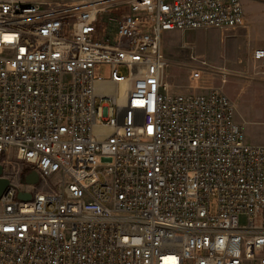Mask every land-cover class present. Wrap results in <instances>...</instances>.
I'll return each instance as SVG.
<instances>
[{
  "label": "built area",
  "instance_id": "obj_1",
  "mask_svg": "<svg viewBox=\"0 0 264 264\" xmlns=\"http://www.w3.org/2000/svg\"><path fill=\"white\" fill-rule=\"evenodd\" d=\"M247 21L243 0H0V264H264V144L200 69L165 80L166 32Z\"/></svg>",
  "mask_w": 264,
  "mask_h": 264
},
{
  "label": "rangeland",
  "instance_id": "obj_2",
  "mask_svg": "<svg viewBox=\"0 0 264 264\" xmlns=\"http://www.w3.org/2000/svg\"><path fill=\"white\" fill-rule=\"evenodd\" d=\"M260 1L264 4V0ZM243 3L248 15L245 27L231 31L166 32L163 46L169 66L165 80L171 86L169 92H186L191 73L200 69L204 79L197 85L205 83L222 87L236 103L237 119L245 127L247 140L264 144V60L252 59L253 51L262 46L257 44L260 38L256 32L251 38V0H243ZM222 69L229 71L226 83ZM100 74L110 80L112 66L103 64Z\"/></svg>",
  "mask_w": 264,
  "mask_h": 264
},
{
  "label": "crops",
  "instance_id": "obj_3",
  "mask_svg": "<svg viewBox=\"0 0 264 264\" xmlns=\"http://www.w3.org/2000/svg\"><path fill=\"white\" fill-rule=\"evenodd\" d=\"M263 31H264V4L260 0H251V38L254 37V34L256 32V34L260 38V40L257 41V44L262 46L259 48L264 47V32ZM252 42L253 41L251 40V43ZM254 51L252 53V59L254 61H263L264 58L262 59L255 58Z\"/></svg>",
  "mask_w": 264,
  "mask_h": 264
},
{
  "label": "water",
  "instance_id": "obj_4",
  "mask_svg": "<svg viewBox=\"0 0 264 264\" xmlns=\"http://www.w3.org/2000/svg\"><path fill=\"white\" fill-rule=\"evenodd\" d=\"M3 173H4V167H3V165L0 164V196L3 193V191L5 190V188L10 183V179L7 177H3ZM22 179H23V177H22ZM24 179L28 183L35 184V183L39 182L40 177H39V174L37 172H33L30 175H26ZM24 179H23V181H24ZM19 198L29 200L32 198V194L30 192L29 193L24 192L21 188L19 191Z\"/></svg>",
  "mask_w": 264,
  "mask_h": 264
}]
</instances>
